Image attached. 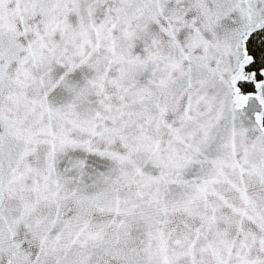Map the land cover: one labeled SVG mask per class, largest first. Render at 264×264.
Here are the masks:
<instances>
[{
    "label": "snow or ice",
    "instance_id": "obj_1",
    "mask_svg": "<svg viewBox=\"0 0 264 264\" xmlns=\"http://www.w3.org/2000/svg\"><path fill=\"white\" fill-rule=\"evenodd\" d=\"M0 264H264V0H0Z\"/></svg>",
    "mask_w": 264,
    "mask_h": 264
}]
</instances>
